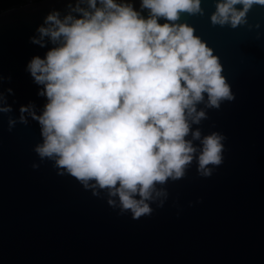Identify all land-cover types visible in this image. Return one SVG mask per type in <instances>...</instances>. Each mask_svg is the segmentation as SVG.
<instances>
[{
  "label": "water",
  "instance_id": "obj_1",
  "mask_svg": "<svg viewBox=\"0 0 264 264\" xmlns=\"http://www.w3.org/2000/svg\"><path fill=\"white\" fill-rule=\"evenodd\" d=\"M218 2L201 0L202 13L182 12L177 23L193 26L214 49L235 96L217 109L207 107L205 94L197 110L207 118L191 125L201 139L225 135L223 163L204 177L194 160L184 178L158 186L167 195L139 219L110 206L106 191L93 195L58 174L54 161H42L34 150L42 142L38 122L17 119L9 131L20 105L32 101L40 111L45 103L25 69L53 45L29 37L52 8L63 15L67 0L0 12V77H12L0 80V91L14 90L7 97L13 111L0 113V264H264V6L254 5L247 24L233 28L213 24ZM187 139L201 146L191 133Z\"/></svg>",
  "mask_w": 264,
  "mask_h": 264
},
{
  "label": "clouds",
  "instance_id": "obj_2",
  "mask_svg": "<svg viewBox=\"0 0 264 264\" xmlns=\"http://www.w3.org/2000/svg\"><path fill=\"white\" fill-rule=\"evenodd\" d=\"M136 4L67 0L63 15L52 8L29 40L53 46L25 69L45 103L40 111L32 101L20 105L19 117L8 122L9 131L17 119L38 122L42 142L34 150L41 160L54 161L58 174L75 177L93 195L106 191L107 203L133 219L151 215L152 203L167 195L158 186L184 178L194 160L204 177L212 175L210 165L223 163L225 135L201 139L191 125L207 118L197 110L205 94L209 108L235 99L214 49L193 26L177 23L182 12L202 13L201 0ZM254 5L264 0H219L211 20L236 28L247 24ZM9 94L11 87L0 91V113L13 111Z\"/></svg>",
  "mask_w": 264,
  "mask_h": 264
},
{
  "label": "trees",
  "instance_id": "obj_3",
  "mask_svg": "<svg viewBox=\"0 0 264 264\" xmlns=\"http://www.w3.org/2000/svg\"><path fill=\"white\" fill-rule=\"evenodd\" d=\"M37 1V0H34ZM28 3V0H0V12Z\"/></svg>",
  "mask_w": 264,
  "mask_h": 264
},
{
  "label": "built area",
  "instance_id": "obj_4",
  "mask_svg": "<svg viewBox=\"0 0 264 264\" xmlns=\"http://www.w3.org/2000/svg\"><path fill=\"white\" fill-rule=\"evenodd\" d=\"M33 1H34V0H28V3H29V2H33Z\"/></svg>",
  "mask_w": 264,
  "mask_h": 264
}]
</instances>
